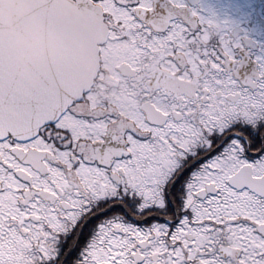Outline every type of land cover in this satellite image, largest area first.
Returning <instances> with one entry per match:
<instances>
[{
    "label": "snow or ice",
    "instance_id": "snow-or-ice-1",
    "mask_svg": "<svg viewBox=\"0 0 264 264\" xmlns=\"http://www.w3.org/2000/svg\"><path fill=\"white\" fill-rule=\"evenodd\" d=\"M74 2L122 49L124 126L0 67V264H264V38L204 0Z\"/></svg>",
    "mask_w": 264,
    "mask_h": 264
},
{
    "label": "water",
    "instance_id": "water-1",
    "mask_svg": "<svg viewBox=\"0 0 264 264\" xmlns=\"http://www.w3.org/2000/svg\"><path fill=\"white\" fill-rule=\"evenodd\" d=\"M94 41L74 0H0V67L29 93L80 98L97 72Z\"/></svg>",
    "mask_w": 264,
    "mask_h": 264
},
{
    "label": "flooded vegetation",
    "instance_id": "flooded-vegetation-1",
    "mask_svg": "<svg viewBox=\"0 0 264 264\" xmlns=\"http://www.w3.org/2000/svg\"><path fill=\"white\" fill-rule=\"evenodd\" d=\"M208 9L214 10L222 21L234 24L245 38L259 41L264 38V0H204ZM94 48L97 59V72L90 88L82 94L94 114H112L116 120L109 128L119 133L123 128L124 91L113 79L115 67L122 58L121 47L101 27L93 24Z\"/></svg>",
    "mask_w": 264,
    "mask_h": 264
}]
</instances>
